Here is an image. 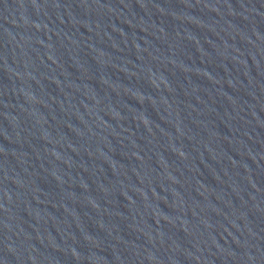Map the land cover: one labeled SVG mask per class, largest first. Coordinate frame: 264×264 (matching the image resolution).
<instances>
[{
	"label": "water",
	"instance_id": "95a60500",
	"mask_svg": "<svg viewBox=\"0 0 264 264\" xmlns=\"http://www.w3.org/2000/svg\"><path fill=\"white\" fill-rule=\"evenodd\" d=\"M145 264H264V0H70Z\"/></svg>",
	"mask_w": 264,
	"mask_h": 264
}]
</instances>
